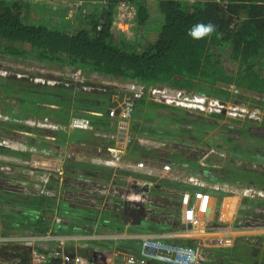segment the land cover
<instances>
[{"label":"rangeland","instance_id":"374dc122","mask_svg":"<svg viewBox=\"0 0 264 264\" xmlns=\"http://www.w3.org/2000/svg\"><path fill=\"white\" fill-rule=\"evenodd\" d=\"M150 2L148 1V4ZM31 9L32 19L44 20L49 25L54 24L59 27L62 26V23H64V27L66 25L69 6L64 5L63 2L56 1L52 5L35 4ZM149 10L151 17L145 26L141 27V32L138 28L135 32L125 35L126 38L133 37L135 40L133 42L143 44L146 39L151 40L155 37L159 29L152 25H158L162 18L157 13L156 6L151 3ZM93 12L95 13V10ZM83 18L85 17L82 14L75 15L72 22L68 21V29L77 30L81 26ZM26 46L29 48L28 45ZM0 69L7 71L6 74H8L7 76L0 75V99L10 104L11 108L15 107L16 109L11 112L8 108L0 106L2 114L0 115V237L5 238L0 242V264H21L19 262L28 256L24 242L31 239L34 240L35 245L42 248L63 245V249L67 252H85L96 264H108L113 249L133 250L139 245L141 235L148 233L169 234L179 229L176 219L179 213L178 200L182 190L186 188H181V190L178 185L166 183L165 191H159L147 198L144 192L136 191L138 200H132L130 204L119 201L116 203L105 202L102 195L92 190L91 186L83 184L79 177L82 179L83 174L94 175L99 180H105L111 173L103 170L97 172L89 166L76 165L72 162H79L78 157L81 158V153L85 150H88L92 155L96 154V150L100 146L99 151L106 156L105 146L110 145L111 140L91 136L87 130L68 132L38 126L41 122L56 124L62 121L54 119L48 114L43 115L41 106L36 105L31 108L38 100L34 97L37 91L33 85L43 84L38 82V79L34 80V76L47 81L49 78L53 79L50 76L67 75L76 69L68 67V64H44L32 56L23 55L20 59H15L2 53H0ZM9 71L29 73L33 78L11 74V72L8 73ZM84 73L89 78L97 76L118 81L122 85L125 84V80L116 79L113 76H99L89 69H85ZM26 78H29L31 82ZM44 84L49 85L46 82ZM63 88L69 89L70 87L62 86L61 89ZM8 89L13 92L10 93V90L7 92ZM169 90H174V93L171 94L176 97L178 90ZM243 93L247 94L249 99L244 97ZM251 96L260 99V101L264 100L263 95L257 96L255 93H249L243 89H241V94L220 100L211 96L206 97L194 91H183L181 98L188 97L189 99L185 102L194 103V106L198 108L177 106V109H165L156 106L157 104H148L146 99L144 104H138L135 109L133 121L137 130L134 131L139 136L148 137L150 140H153V134L169 137L166 139L170 142L175 144L179 142L180 145L187 147V154L190 152L197 155L215 147L226 151L228 156L242 163L241 168L245 166L254 168L255 164L256 169L264 170V128L260 126V121L254 119L256 117H249L252 111H257L261 112V119H263L264 104L253 101ZM57 98V96H53L46 100L40 99L39 103L40 105L45 103L43 106L49 108L59 107L51 105L59 104ZM181 98L180 101H182ZM204 99L207 101L206 104L202 102ZM214 99L218 102L221 101L219 105H223V101L224 105H228L230 109L225 107L222 111L218 110L222 108H219L217 104L210 103ZM17 104L18 106H16ZM29 105L30 107H28ZM151 108H155L156 112L163 111L164 115H167L166 119L154 122L156 117L152 119ZM210 108L211 110H209ZM232 108H239V110L244 108L246 112L236 111L241 116H229L227 112L231 113ZM214 113H223V116L218 117ZM229 128H241L242 130H230ZM152 129L154 130L152 131ZM139 130L143 132L140 133ZM155 130L159 133H155ZM246 130L260 132L263 136L260 138L255 134H247ZM70 136L72 137L70 138ZM82 140L86 141L82 142ZM138 156L137 158L132 157V162L146 164V162L148 163L147 159L151 160L145 152H141ZM42 161L48 162L51 169L43 168ZM60 166H63V174L55 173V170ZM2 167H4L3 170ZM6 167H9L10 173L7 172ZM191 171L188 169L186 173L181 172L179 176L189 181V178H193ZM200 171L202 172V170ZM44 173L50 175L48 183L47 176L43 178ZM203 176L211 183L218 178L219 180L223 179L216 174V171H206ZM243 181L244 184L248 183ZM82 188L85 195L81 191ZM192 189L190 187V190ZM41 190H51L52 193L59 196L60 200L54 199L57 202L48 205L43 210L29 207L27 204L17 201L18 204H5L1 201L8 199L7 196H1L8 193L38 196L37 193H40ZM83 196L88 199L87 204L81 202ZM233 197L230 211L233 204L236 203L237 196ZM148 201L153 202L151 205L155 209L160 206L161 216L146 210L149 205ZM167 209L175 215L170 220L167 216V220L164 219ZM56 216L62 217V219L56 221ZM217 216L218 214L213 215V219ZM161 218L168 221L169 224L161 222ZM221 231L219 226L209 227V235H212L214 239L207 240L205 243L207 258L203 264H264V252L258 247L261 246L259 242L251 240L249 244H242L239 241L240 246L237 242L226 246L220 241H225L228 236ZM11 238L16 239L17 242H13ZM61 238L65 240L63 243L60 241ZM82 245L84 250L80 249ZM244 245L246 246L244 247ZM205 247L203 246V250ZM221 248L228 250L227 254L223 253L224 256L218 252Z\"/></svg>","mask_w":264,"mask_h":264},{"label":"trees","instance_id":"16d2710c","mask_svg":"<svg viewBox=\"0 0 264 264\" xmlns=\"http://www.w3.org/2000/svg\"><path fill=\"white\" fill-rule=\"evenodd\" d=\"M135 3L138 10V25L141 28L151 17L149 4L148 0H135ZM32 4L31 0H0V53L3 55L15 59H20L23 55L32 56L44 64H68L70 68L89 69L99 76H113L127 82L134 81L147 85H166L217 99H228L230 96L240 94L224 87L225 85L227 87L235 85L239 89L253 91L257 96L264 95V0H232L226 5L207 0L192 6L186 0H157L156 10L162 18L158 22L160 33L155 40L146 39L143 44L133 42V37L126 38L122 33H117L113 24L115 16L111 11L102 14L89 13L81 20L84 27L70 30L67 24L64 27V23L59 27L49 25L44 20L32 19ZM101 20H104L103 28L98 31L97 26ZM198 22H212L216 25V31L204 39L193 40L187 32ZM51 86L33 85L37 91L33 96L38 100L31 108L41 106L43 115H51L62 122L68 121L72 114H86L78 109L100 110L96 105H92L91 101L97 97L110 103L111 94L94 95L93 93L98 92H86L76 88L52 89ZM9 90L7 92L11 91ZM54 92H59L62 96H57L59 104L51 105L59 107H45L43 106L45 103L40 105V99L53 98ZM244 97L249 99L247 95ZM251 99L264 104L260 99L252 96ZM147 101L148 104L177 109L168 104ZM145 102V98H139L136 105ZM70 104L77 108L78 112H70L67 109L71 107ZM0 106L8 108L11 112L16 110L3 99H0ZM214 114L218 117L223 116V113ZM89 116L94 126L110 130V119L104 116ZM260 126L264 128V119ZM245 133L255 134L260 138L263 136L262 133L251 130H246ZM132 151L133 156L140 155L141 152L149 156L156 153L150 148L140 146H134ZM162 157L172 162L178 160L180 164L188 167L202 168L192 156L176 158L163 153ZM72 163L83 164L81 161ZM206 169L201 170L203 173L216 171L230 179L237 176L246 182H254L264 187V175L237 167L230 159L222 168ZM11 195L9 193L1 195L8 198L1 201L5 204L20 202L42 210L57 202L44 196ZM189 242L193 243V240ZM237 243L240 246L241 243L239 241ZM258 247L264 252V247L260 245ZM227 251L225 248L218 250L220 255L227 254Z\"/></svg>","mask_w":264,"mask_h":264},{"label":"built area","instance_id":"2783aa9c","mask_svg":"<svg viewBox=\"0 0 264 264\" xmlns=\"http://www.w3.org/2000/svg\"><path fill=\"white\" fill-rule=\"evenodd\" d=\"M215 1L228 2L230 0ZM67 6H69V15L67 14L66 17L71 22L78 13L85 17L93 10L102 14L111 9V12L115 16L113 24L118 34L128 35L133 31L135 32L138 28V10L134 0H113L112 2L111 0L93 1L88 6L85 2L78 1L69 3ZM103 23L104 20H101L97 26V30L103 28ZM10 72L11 74L19 76H31L29 73H21L18 71H9L8 73ZM5 73L7 71L0 69L1 76H5ZM50 77L53 79L49 78L47 81L44 79L41 80L53 84L51 87L61 85L86 92L111 94L110 103L106 111V115L110 119V130H102L92 123L89 115H103L104 111L101 110H80L86 114L73 115L67 122H57L56 124L52 122H41L38 125L68 132L87 130L97 138L111 140L112 143L105 146L107 155L102 158V160L105 159V162L114 169L112 173L110 172L111 174H108V178L99 180L94 175L90 176L85 174L82 175V179L79 177V180H82L83 184L91 186L93 188L92 190L102 195L105 202L116 203V201H119L130 204V201L138 200L136 191L144 192L147 198L150 195H155L159 191H165L166 183L178 185L180 189L186 188L185 190L181 189L182 193L178 200L179 213L176 219L180 225L179 231L177 230L169 234L148 233L141 235L139 245L135 249H114L110 254L108 264H203L207 258L205 243L207 240L214 239L212 235H209L210 226H219L221 227V232L227 234L229 239L220 241L223 242L221 243L223 245H233L234 242L238 241L250 243L253 240L252 242H259L264 247V187L254 182L244 184V181L237 176L230 179L221 176L217 172L216 174L223 177V179L219 180L218 178L215 182L211 183L203 176L205 173L200 171L202 168H222L228 159L237 167H240L242 163L228 156L226 151L215 147H211L209 150L202 151L203 153L200 152L197 155L190 152L187 154V147L180 145L179 142L177 144L170 142L166 139L169 137H161V135L153 134V140H150L148 137L139 136L134 131L133 120L137 107V99L145 98L154 102L164 101L167 104L180 107L183 105L179 103H186L185 100L189 99L188 97L181 98V94L185 90L168 86L171 90H178L176 97H173L171 93H174V90L170 91L164 85H147L134 81H125V84L122 85L118 81L108 78H99L97 76L89 78L85 75L84 69L82 68H77L73 72L67 73V75H53ZM33 79L40 78L34 76ZM224 87L241 94V89L235 85H231L230 87L225 85ZM245 90L253 93V91ZM243 94L247 95L245 93ZM180 98L182 101H180ZM0 115L2 114L0 113ZM251 115L256 117L254 118L255 120L263 121L261 119V112L252 111L249 117ZM48 138L53 139L50 136ZM134 146L150 148L156 152L154 153L155 155H160L161 157L163 153L173 155L176 158L192 156L199 164V167L202 168L188 167L185 164H180L178 160L172 162L163 159V157L158 161L161 164L159 166L146 165L140 162L134 163L132 162L134 155L132 149ZM41 164V166H44L43 168L51 169L48 162L42 161ZM244 168L255 174L264 175V170L256 169L255 164V169L248 166ZM188 169L192 170L193 178H189V181H186L179 175L181 172L186 173ZM6 170L10 173L9 167H6ZM56 170L55 173L63 174V166L58 167ZM119 171H125L126 173L121 174ZM139 173L151 177H141L138 175ZM45 176L48 178V183L50 181V175L44 173L43 178ZM190 187L193 189L190 190ZM81 191L82 193L84 192L83 188ZM83 194L85 195V192ZM37 195L60 200L59 196L56 193H52L51 190H41ZM234 195L240 198V204L232 221L227 223L219 213V206H221L224 197ZM148 204V207H146L148 212L154 213L157 216L162 215L159 209L160 206L158 209H155L151 205L153 204L152 201H148ZM166 212L167 214L164 216L165 220H167L166 216L168 220L175 216L169 209ZM215 214H218V216L213 219V215ZM55 219L56 221H60L62 217L56 216ZM164 219L161 218L160 221L164 224H169ZM176 236L185 239L178 240ZM4 239V237H0V242ZM11 239L13 242H17L16 239ZM190 240H193V243L189 242ZM60 241L63 243L65 240L61 238ZM24 244L27 247L28 256L19 262L21 264H96L85 252H67L63 249V245L42 248L35 245L32 239L25 241ZM203 246L205 250H203ZM80 249L84 250L83 245Z\"/></svg>","mask_w":264,"mask_h":264},{"label":"crops","instance_id":"0c3cea01","mask_svg":"<svg viewBox=\"0 0 264 264\" xmlns=\"http://www.w3.org/2000/svg\"><path fill=\"white\" fill-rule=\"evenodd\" d=\"M32 1V5H31V7H33V5H35V4H43V3H47V4H53V3H56V1H58L59 3L60 2H63L64 3V5H68V3L69 2H71V1H75V0H31ZM82 1H86L85 2V4H89V3H91L92 1H97V0H82ZM207 0H202V1H200V0H190V1H187V2H189L190 3V5L192 6V5H195L197 2H206ZM152 5H156L157 4V0H152L151 2H150ZM149 3V4H150ZM26 12V11H25ZM152 26H154V27H156L157 29H161L160 28V25H152ZM158 30V31H159ZM147 33H148V31H147ZM159 33L160 32H156V34H155V36H157V35H159ZM108 77H111V76H108ZM94 95H99V94H101V93H93ZM104 95H106V94H104ZM92 101V105H96V107H98L101 111H104V114L103 115H97V114H95V115H93V116H96V117H107L108 118V116L107 115H105L106 114V111H107V106L109 105V102L106 100H104L103 98H96V99H92L91 100ZM157 103V102H156ZM165 104V103H164ZM71 105V104H70ZM16 106H18V104L16 105ZM156 106H160V105H156ZM102 107V108H101ZM160 107H162V106H160ZM97 108V109H98ZM162 108H165V109H167L166 107H162ZM178 108V107H177ZM67 109H69L70 110V112H78V111H75V110H77V108H75V107H73L72 105H71V107L70 108H67ZM152 110V119H154L155 117H156V119H155V121L154 122H156V121H161V120H159V119H166L165 117H167V115H164V113H163V111H157L156 112V109L155 108H151ZM78 110H82V109H78ZM83 111V110H82ZM72 116H73V114H72ZM109 119V118H108ZM160 124H161V122H160ZM134 130H135V127H134ZM154 129H152V131H153ZM136 131V130H135ZM140 131V133L141 132H143V131H141V130H139ZM155 133H159L157 130H155L154 131ZM90 135H91V133H90ZM92 136V135H91ZM93 139H96V138H94V137H92ZM84 141H86V140H82V142H84ZM96 142V141H95ZM99 144V143H98ZM101 148V146L98 148V150H96V154H94V155H92V153H90L88 150L86 151H84L83 153H81V158L80 157H78V160L79 161H81V162H83V166H89V167H91V168H93V169H95V171H97V172H101V170H103V171H108V172H113L114 171V169L110 166V165H108L106 162H105V159H103L102 160V158H104L105 157V155H103V153H101V151H99V149ZM78 155H79V152H78ZM92 155V156H91ZM88 156H90V157H88ZM101 156V157H100ZM100 157V158H99ZM134 158H137V157H139L138 155H135V156H133ZM86 158V159H85ZM150 158H151V160H149V159H147V161H148V163L146 162V165H156V166H159V165H161L160 164V162H158L162 157L159 155V156H156V155H150ZM166 160V159H165ZM86 163H90V164H86ZM121 174H124V173H126V172H122V171H119ZM139 176H141V177H151V176H149V175H146V174H141V173H139L138 174ZM145 175V176H144ZM153 179H155V178H153ZM165 182H168V181H165ZM225 198V200L227 201L226 202V204H224V206H223V202H222V204H221V206H219V208H220V210H219V213H220V215H221V217H222V219L223 220H226L225 222H227V223H229V222H231L232 221V219H233V217H234V215H235V213L237 212L236 210H238V206H239V204H240V198H236V203H234L233 204V208H232V210L230 211V209H231V207H230V205H231V201H232V199L234 198L233 196H226V197H224ZM224 200V199H223ZM82 203L84 204H87L88 203V199H86L84 196L82 197ZM229 208V209H228ZM234 209V210H233ZM227 217V218H226ZM178 228L180 229V225L178 224ZM179 229H178V231H179ZM129 235H131V234H129ZM177 238H178V240H181V239H185V238H183V237H180V236H176ZM83 238H84V236H83ZM182 241H185V240H182ZM138 246V245H137ZM116 248V247H115ZM114 250V249H113ZM112 250V251H113Z\"/></svg>","mask_w":264,"mask_h":264},{"label":"clouds","instance_id":"9594fccd","mask_svg":"<svg viewBox=\"0 0 264 264\" xmlns=\"http://www.w3.org/2000/svg\"><path fill=\"white\" fill-rule=\"evenodd\" d=\"M78 1H82V0H75V1H71V2H69V3H72V2H78ZM98 1V0H97ZM135 1V0H134ZM148 1H152V0H148ZM186 1H190V0H186ZM200 1H202V0H200ZM212 1H214V2H216V3H221V4H223V5H226L227 3H229V2H231L232 0H230V1H228V2H217V1H215V0H212ZM84 2V1H83ZM93 2V1H92ZM68 3V4H69ZM67 6V5H66ZM87 6H88V4H87ZM91 13H94L93 11H91ZM95 13L96 14H99V12L98 11H95ZM94 13V14H95ZM66 19H67V17H66ZM68 21L69 22H71L69 19H67V22H66V24H68ZM82 22V21H81ZM78 23V22H77ZM81 27H84V26H82V24H81V26H79L78 28H81ZM85 27H87V25L85 26ZM144 27V26H143ZM138 28H140L139 27V25H138ZM138 28H137V30H138ZM99 31V30H98ZM136 31V30H135ZM216 31V25L214 24V23H212V22H208V23H204V22H198V23H195V24H193L189 29H188V32H187V35L190 37V38H192L193 40H201V39H204V38H206V37H208V36H210L213 32H215ZM140 32H141V28H140ZM158 32H160V30L158 31ZM123 35H125V34H123ZM158 37V35L157 36H155L154 38H152L151 39V41H153V40H155L156 38ZM263 98V97H262ZM261 100H263V99H261ZM264 101V100H263ZM167 104V103H166ZM168 105H170V104H168ZM171 106H173V105H171ZM174 107H177V106H174ZM186 108V107H185ZM264 119V118H263Z\"/></svg>","mask_w":264,"mask_h":264},{"label":"bare ground","instance_id":"6f19581e","mask_svg":"<svg viewBox=\"0 0 264 264\" xmlns=\"http://www.w3.org/2000/svg\"><path fill=\"white\" fill-rule=\"evenodd\" d=\"M4 75H8V74H4ZM38 82H41V83H45V81H43V80H41V79H38ZM47 84H49V85H53V84H50V83H48V82H46ZM194 98H196V97H194ZM203 103H205L206 104V99H204L203 101H202ZM211 104H217L218 106H219V108H222V109H218V110H223V108H225V107H229L228 105H224V102L222 101V103H223V105H219V104H221V101L220 102H218L217 100H213V102H210ZM180 105H183V106H185V107H191V108H198V107H195L194 105V103L192 104V103H179ZM44 105V104H43ZM196 105H198V104H196ZM54 106H56V105H54ZM203 106H205V105H203ZM206 107V106H205ZM206 108H209L208 106L206 107ZM201 109V108H200ZM229 109H230V107H229ZM202 110H204V109H202ZM209 110H211V108L209 109ZM232 110V112L230 113V112H227L228 114H229V116H241L239 113H237L236 111H243V112H246V110L243 108V109H241L240 108V110H239V108H232L231 109ZM208 111V110H207ZM225 112H226V110H224ZM250 117H254L253 115H251ZM42 127H45V126H42ZM228 201V200H227ZM226 200H225V198H224V200H223V206H224V204H226V202H227ZM227 218V217H226Z\"/></svg>","mask_w":264,"mask_h":264},{"label":"flooded vegetation","instance_id":"af4514ba","mask_svg":"<svg viewBox=\"0 0 264 264\" xmlns=\"http://www.w3.org/2000/svg\"><path fill=\"white\" fill-rule=\"evenodd\" d=\"M26 79H28V80H30L29 78H26ZM30 82H31V80H30ZM62 86L61 85H57V86H55V87H50V88H52V89H59V88H61ZM53 94V96H62L61 94H59V92L57 93V92H54V93H52ZM55 94V95H54Z\"/></svg>","mask_w":264,"mask_h":264}]
</instances>
